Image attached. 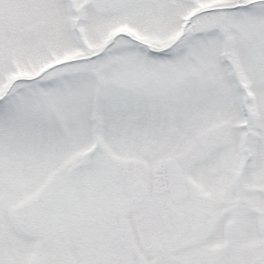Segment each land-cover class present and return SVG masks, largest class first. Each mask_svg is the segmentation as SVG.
<instances>
[{"label":"snow or ice","instance_id":"obj_1","mask_svg":"<svg viewBox=\"0 0 264 264\" xmlns=\"http://www.w3.org/2000/svg\"><path fill=\"white\" fill-rule=\"evenodd\" d=\"M0 264H264V0H0Z\"/></svg>","mask_w":264,"mask_h":264}]
</instances>
